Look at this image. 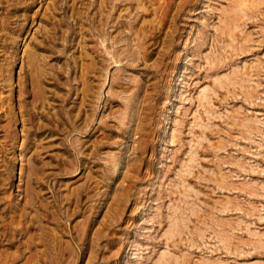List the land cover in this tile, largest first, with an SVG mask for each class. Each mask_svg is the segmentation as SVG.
<instances>
[{
	"label": "rangeland",
	"instance_id": "obj_1",
	"mask_svg": "<svg viewBox=\"0 0 264 264\" xmlns=\"http://www.w3.org/2000/svg\"><path fill=\"white\" fill-rule=\"evenodd\" d=\"M0 264H264V0H0Z\"/></svg>",
	"mask_w": 264,
	"mask_h": 264
},
{
	"label": "bare ground",
	"instance_id": "obj_2",
	"mask_svg": "<svg viewBox=\"0 0 264 264\" xmlns=\"http://www.w3.org/2000/svg\"><path fill=\"white\" fill-rule=\"evenodd\" d=\"M105 48V47H104Z\"/></svg>",
	"mask_w": 264,
	"mask_h": 264
}]
</instances>
